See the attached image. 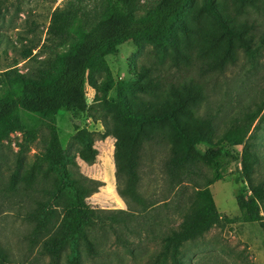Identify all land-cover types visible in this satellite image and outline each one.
I'll use <instances>...</instances> for the list:
<instances>
[{
    "label": "rangeland",
    "instance_id": "1",
    "mask_svg": "<svg viewBox=\"0 0 264 264\" xmlns=\"http://www.w3.org/2000/svg\"><path fill=\"white\" fill-rule=\"evenodd\" d=\"M157 1L138 0L134 15H147ZM202 3L190 0L181 20L185 22L191 8H200ZM222 3L236 28L243 26L254 41L264 34V0H244L240 8L235 6L236 0ZM102 7L103 0H0V72L10 69L24 77H37L55 53L69 49L68 42L48 32L51 14L78 8L83 19L90 21ZM175 31L178 36L179 26ZM183 48L176 54L168 42L157 45L128 40L120 44L115 53L87 71L94 86L86 85V109H61L55 115L67 169L74 177L81 174L102 182L85 199L96 219L103 222L97 220L89 231L95 254L88 253L84 243L77 246L83 263L152 264L163 236L178 229L180 212L191 206L193 186H205L217 176L207 188L218 219L201 236L182 242L178 255L181 264H264V228L258 221H243L235 204L238 192L249 195V181L261 182L264 187V121L250 128L241 144L229 145L224 138V132L240 123L243 114L254 110L264 98V47L250 59L238 50L234 62L220 72L200 65L192 52ZM27 49L30 54L25 57ZM143 84L147 86L144 91ZM185 87H200L204 95L195 113L203 121L206 141L194 148L196 174L191 175V182L171 185L163 144L145 143L140 152L137 190L147 207L132 202L127 207L115 190L114 138L104 134V121L110 122L114 116L109 103L119 92L130 108L154 107L165 97L182 94ZM28 123L35 128L31 140L24 141V130L12 131L0 140V247L6 252V264H67L73 253L70 246L54 262L40 248V238L31 236L30 211L35 200L44 196L40 180L27 185L25 173L44 149L49 121L28 119ZM76 123L90 135L96 149L91 164L78 156L81 143L74 137ZM210 144L221 148V154L206 162L203 151ZM243 150L250 153L247 173L240 160ZM259 215L264 222V200L259 202Z\"/></svg>",
    "mask_w": 264,
    "mask_h": 264
},
{
    "label": "trees",
    "instance_id": "2",
    "mask_svg": "<svg viewBox=\"0 0 264 264\" xmlns=\"http://www.w3.org/2000/svg\"><path fill=\"white\" fill-rule=\"evenodd\" d=\"M137 1L103 0L102 9L90 21L83 19L78 8L53 12L48 32L61 42H68L69 49L55 53L35 78L24 77L10 69L0 72V140L12 131L24 130L23 139L27 142L35 136V128L29 125L28 119L49 121L47 142L27 169L25 184L40 180L44 197L35 200L30 211L31 236L40 238V248L54 262L70 246L73 253L67 258V264H87L79 260L77 246L84 243L86 251L95 254L89 231L97 220L103 222L96 219L94 209L85 201L102 182L81 174L78 178L72 176L65 165L68 159L54 124L55 115L61 109H86V85L94 86L87 71L128 40L150 41L157 45L168 42L174 46L176 54L177 49L184 46L200 65L219 72L234 62L238 50L250 59L264 47V34L254 41L252 35L245 34L243 26L236 28L229 21L222 0H203L200 8H191L185 22L181 16L190 0H158L147 15L140 17L134 15ZM236 1L235 6L240 8L244 0ZM177 26L181 31L178 36ZM29 54L30 49L25 50L24 56ZM145 87L143 84V91ZM120 95L116 93L109 103L114 111L113 119L103 123L104 134L114 138L115 190L127 207H131L132 202L145 208V199L137 190L143 145L163 144L167 151L165 171L171 185L191 182L197 164L194 148L206 142L203 121L195 115L204 95L200 87L193 90L185 87L182 94L174 93V98L165 97L157 106L141 108H130ZM258 121H264V98L254 110L243 114L240 123L224 132L225 141L229 145L243 143ZM75 129L74 137L81 143L78 156L91 164L97 154L92 139L84 129H78L77 123ZM220 154L221 148L215 144L207 145L203 151L206 162ZM249 156L245 150L240 154L244 173L248 172ZM218 178L207 180L202 187L193 186L191 206L180 212L178 229L163 236L161 250L152 264H166L167 261L181 264L178 255L182 242L201 236L218 219L207 188ZM249 183V195L238 192L235 204L243 221H258L264 228L259 215V202L264 200L263 183ZM6 262V252L0 247V264Z\"/></svg>",
    "mask_w": 264,
    "mask_h": 264
}]
</instances>
